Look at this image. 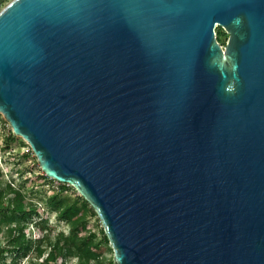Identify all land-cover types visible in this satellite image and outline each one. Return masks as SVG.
I'll list each match as a JSON object with an SVG mask.
<instances>
[{
    "label": "water",
    "instance_id": "obj_1",
    "mask_svg": "<svg viewBox=\"0 0 264 264\" xmlns=\"http://www.w3.org/2000/svg\"><path fill=\"white\" fill-rule=\"evenodd\" d=\"M0 115L115 264H264V0H12Z\"/></svg>",
    "mask_w": 264,
    "mask_h": 264
},
{
    "label": "trees",
    "instance_id": "obj_2",
    "mask_svg": "<svg viewBox=\"0 0 264 264\" xmlns=\"http://www.w3.org/2000/svg\"><path fill=\"white\" fill-rule=\"evenodd\" d=\"M216 39L222 46L227 41V35L216 28ZM14 140L12 132L5 137L6 145ZM21 143L28 146L23 141ZM24 174H18L21 181L16 190H6L0 173V234L4 242L0 246V264H7V259H10L9 264H20L24 260L27 264H71L73 261V264H104L105 260L106 264H115L112 249L95 211L71 186L57 183L56 189L50 188L48 195L41 194L38 202L33 203L21 191L26 185L32 184L29 195L33 196V187L56 182L41 173L36 177L38 182L33 183L24 178ZM41 209L54 215L57 223L63 224L67 232H55L49 226V219L42 218ZM91 222L96 227L95 231L89 227ZM33 229L36 239L30 233ZM41 249H44V254L35 258L34 254ZM102 249L105 255L100 253ZM107 254L109 260L104 257Z\"/></svg>",
    "mask_w": 264,
    "mask_h": 264
},
{
    "label": "rangeland",
    "instance_id": "obj_3",
    "mask_svg": "<svg viewBox=\"0 0 264 264\" xmlns=\"http://www.w3.org/2000/svg\"><path fill=\"white\" fill-rule=\"evenodd\" d=\"M12 0H0V11ZM225 44L222 45L224 47ZM12 130L9 124L4 120V118L0 115V173L3 175V185L6 186V190H16L18 186L20 185L21 181L18 178L19 173H26L24 174V178H28L34 182H38L36 177H38L42 172L39 168V165L36 161V158L34 155L30 153V148L28 146H24L21 143V139L19 137H15V140L11 143H8L6 145L5 137L7 134H11ZM25 143V142H24ZM25 145H27L25 143ZM24 155H28L27 157H24ZM23 178V179H24ZM2 181V180H1ZM40 183V182H39ZM32 184L26 185L21 191L25 193L26 197L30 199L33 203L38 202V199L40 198L41 194H49L50 188L56 189L58 185L56 183H53L52 185H44L40 184L41 186L33 187V196L29 195V189ZM42 215V218H48L49 219V226L52 229H55V232L57 231H64L67 232V228L63 224H58L54 215L48 214L45 210L41 209L39 212ZM90 229L96 230L95 225L93 222L90 224ZM31 235L34 237V239L37 238L35 230H31ZM3 236L0 234V246L3 245ZM100 253L103 255L105 251L102 249ZM44 254V249H41L37 251L34 254L35 258H41ZM105 255V254H104ZM106 259L109 260L110 256L108 254L106 256ZM106 261L104 264H106ZM10 263V259H7V264ZM71 262V264H73ZM20 264H27L26 261H22Z\"/></svg>",
    "mask_w": 264,
    "mask_h": 264
},
{
    "label": "built area",
    "instance_id": "obj_4",
    "mask_svg": "<svg viewBox=\"0 0 264 264\" xmlns=\"http://www.w3.org/2000/svg\"><path fill=\"white\" fill-rule=\"evenodd\" d=\"M57 184V183H56Z\"/></svg>",
    "mask_w": 264,
    "mask_h": 264
}]
</instances>
